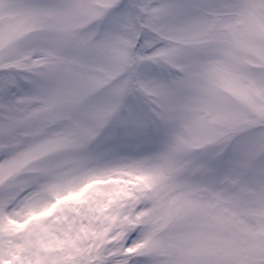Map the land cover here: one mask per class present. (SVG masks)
I'll return each instance as SVG.
<instances>
[{
	"label": "snow or ice",
	"instance_id": "1",
	"mask_svg": "<svg viewBox=\"0 0 264 264\" xmlns=\"http://www.w3.org/2000/svg\"><path fill=\"white\" fill-rule=\"evenodd\" d=\"M0 264H264V0H0Z\"/></svg>",
	"mask_w": 264,
	"mask_h": 264
}]
</instances>
